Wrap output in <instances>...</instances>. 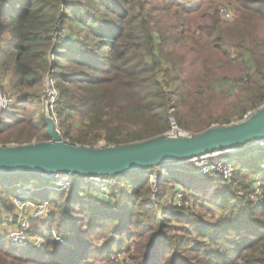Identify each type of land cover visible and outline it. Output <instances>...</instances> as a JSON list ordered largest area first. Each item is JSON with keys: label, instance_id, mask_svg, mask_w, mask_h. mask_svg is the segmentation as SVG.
Instances as JSON below:
<instances>
[{"label": "trees", "instance_id": "obj_1", "mask_svg": "<svg viewBox=\"0 0 264 264\" xmlns=\"http://www.w3.org/2000/svg\"><path fill=\"white\" fill-rule=\"evenodd\" d=\"M159 1L0 0V93L10 107L14 97L5 89L7 82L17 91L16 105L39 108L46 78L55 81L60 89L61 115L82 113L88 130L81 140L92 134L98 137L82 143L89 147L100 138L109 146H123L165 135L174 116L183 128L195 125L193 135L209 130L210 105L206 101L223 83L232 81L228 75L221 76L224 70L234 69L239 77H246L239 87L238 102L254 111L262 108L264 0H228L238 6V18L231 26L217 15H207L215 9L211 0H190L188 4L183 0ZM66 69L74 70L68 73ZM73 86L76 88L71 90ZM25 112L28 114V110ZM35 116L36 120L29 117L19 122L13 113L0 111V142L9 143L3 138L10 127L8 120L18 121L15 126H28L31 138L49 140L47 125L42 117ZM243 161L234 173L236 177L241 173L259 175L264 154ZM178 170L156 168L119 176L131 192L125 194L126 203L109 213L98 206L95 197L100 194H91V188L86 192L90 203L80 198L82 182L78 180L57 195L59 200H51L47 192L35 194L32 198L37 202L51 200L61 211L57 233L68 245L61 246L48 235L44 252L29 251L11 248L0 238V264H88L94 254H113L115 235L131 234L134 227L140 228L139 237H149L139 248L141 264H264V205L254 209L252 186L236 180L227 182L230 185L226 188L245 192L241 197L246 203L241 209L234 205V223L221 225L222 235H238L231 241L207 231L195 215L193 219L183 217L184 212L180 213L175 203L179 188L164 205L168 194L158 192L159 199L154 197V187L158 183L159 191L164 182L161 180L174 179L183 185L186 200L209 182L202 178L194 182L176 179L175 175L181 173ZM164 171L167 176H163ZM155 174L156 183L150 180ZM40 177L27 173L0 175V212L11 213L10 201L19 185L34 181L44 184ZM72 214L86 216L87 226H78L84 220H76ZM54 219L51 216L49 221ZM45 221L37 222L35 233L43 235L52 228ZM177 222L184 226L178 227ZM110 224L114 235L108 237L109 248L92 252L94 232L107 235ZM168 230H180L185 236L169 241ZM159 244L164 250L158 251Z\"/></svg>", "mask_w": 264, "mask_h": 264}, {"label": "rangeland", "instance_id": "obj_2", "mask_svg": "<svg viewBox=\"0 0 264 264\" xmlns=\"http://www.w3.org/2000/svg\"><path fill=\"white\" fill-rule=\"evenodd\" d=\"M183 1L185 4H188L190 0H183ZM211 1L213 3H215L216 5H215L214 10L212 9L207 13L208 16L217 15V16H219V18L221 19V21L223 23L230 25V26L236 22V20L238 18V14H237L238 13V6L235 3H231L228 0H211ZM159 2L162 4V3L168 2V0H160ZM194 2L198 3V1H194ZM220 7L229 8L233 14V18L231 20L223 19L222 16L220 15V12H219ZM216 12H218V14H216ZM161 19H162V16H161ZM195 33H196V36L199 38V36H200L199 33L198 32H195ZM73 70L74 69H66L65 72L70 73ZM220 74H221V76L222 75H228V76L232 77V81L225 83V84L223 83V85L218 88V90L215 92V94H213L212 96H209L208 100L206 101V105H210L208 108V111H209L210 116H211L210 128H212V127H224V126L234 125V124L243 122V121H245L244 119L247 116V114H249V113L254 114L257 112V111L251 110V109H247L245 107V104H241L238 102V98L240 96V90H241V89H239V87L245 81L246 77H242V78L239 77L238 72L234 69L220 71ZM48 83H51V84L53 83L56 90L59 93V100H58V103L55 105L54 110L51 111V118H54L53 117L54 114L57 115V130H58L60 136L62 137V139L67 143H71V144H75V145H79V146H83L84 144H82V143L88 142V140L94 141V139H98V137L96 135L94 136V134H92L91 136H89V138L87 140H81L82 135L88 130L87 126H86V124L88 123L86 116H84L82 113H75L73 115H69V114L65 113L64 115H61L60 109L58 106L59 101H60L59 86L55 81L53 82L50 78H46L43 91H45V89H46L45 87ZM224 85L226 86V88H224L225 87ZM75 88H76V86L70 87L71 90H73ZM5 89L8 93V95H11L12 97H14V101L12 102L11 106H13L16 109H10L11 106L9 107V103H8L9 101H7L8 99L5 98V96H3L0 93V102H2V101L5 102L4 104H0V111L1 112H7L9 114L13 113L15 115V119H17L19 122L23 121L25 118L29 119V117L36 120L37 117L35 116V114H37L38 117H42V118L43 117H47V118L49 117L47 114V109H46V101H45V99H43L44 98L43 94L41 97L42 105L39 108H37L36 106L35 107H29L28 105H16V103H15L16 102L15 101L16 96L15 95H17V91L13 90L12 86H10L7 82H5ZM28 92L31 93L33 91H28ZM78 98H79V96H78ZM186 99H187V101L189 100L188 95H186ZM76 100H77V98H76ZM26 110H28V114H26V112H25ZM247 110H251V111H247ZM174 119H175L178 127L181 130L189 133L191 136L196 131V129L194 128L195 125H193L192 128H190V129H186V128L179 126L178 117L174 116ZM17 122L13 123L9 120L7 121V124L10 127L6 128V131L3 135V138H4V140H6L5 142H9V143L8 144H2L0 142V145H24V144H33V143H41V142L49 141V140L43 141V140H40L38 138H31L30 130H29L28 126L25 127L24 126L25 124L23 125L21 123L18 124L17 126H15L14 124H16ZM169 123H170V121H169ZM47 130H48V128H47ZM102 136L104 137V135H102ZM76 142H78V143H76ZM79 142H80V144H79ZM105 146H109L107 141H105L104 138H100L99 140H97L95 142V145L93 147H105ZM260 153L264 154V148H261V147L256 148V149L255 148H252V149L248 148L246 150L235 153V155H231V158L228 157L229 159L226 161H230L232 163L235 162V171H237V170H240L242 165L244 164L243 158L246 160H249V159H252L256 154H260ZM263 167H264V164H263L262 168ZM164 168H168V169L179 168L178 172H181V173L175 175V178L179 179V180H184V181H192L193 180L192 182H194V180L197 181L198 178L208 179L209 182L207 183V185L205 184L202 186V188H203L202 190L197 191L195 193H191L194 195V197H192V198L188 197L186 200V198L184 196L180 206L178 205L177 197H176L175 203L178 206V208H180V210H181L180 213L184 212V213H182L184 218L193 219V215H195L196 218L202 219L203 224L205 226H207V231H209L211 233L214 232L216 236H222V238H224L226 236L229 240L234 241L238 235L231 233V232L225 233L224 235H222L223 232H222L221 225L226 224L227 222H228V224L235 222L234 218L237 216V214H236L237 208H235L234 205L235 206L237 205V207L240 209L244 208L246 206V203L244 202L245 200L243 201L242 200L243 198L241 197V196H245V192L243 190H238L237 188H235V189L226 188L230 184L226 183V182H222L223 180L221 179L220 176L203 177L202 174L200 173V171L196 170L194 168V163H192V162H187L186 164H184L182 166L171 165V166H167ZM160 170H162V169H160ZM182 172H183V174H182ZM156 175H158V174L153 175L154 176L153 178L150 176V180L152 182H155V183L158 182V180H156V178H157ZM164 175L167 176L165 171L163 172V176ZM40 178H41L42 182L43 181L45 182L44 184L43 183H37L35 181L32 182L28 186H23L20 184L19 187L17 188L16 192H15V195L17 196L18 191H20V190L21 191L25 190V192H30V191L33 192L34 190L37 191L38 189L42 188V190L37 192V193L47 192L48 197H50L51 200H59V197H57V195L61 194V193H59L56 190V188H60V187H58L59 182L47 180V178H45V177H40ZM119 179H121V178H119V176L108 178V180H107L108 184L104 183V182H91V183L87 184V183H84V180H81L82 183H81L80 198L85 200L86 194H87L86 192H89V189L91 188V191H92L91 194H93V195H95L96 193L100 194L99 197L98 196L95 197L96 200L98 199V202L100 203V205H98V206H102L103 209L108 213L113 212L118 207H121L123 203H126L125 202L126 201V197H125L126 195L125 194L126 193L130 194V192H131V187L124 185L123 183L120 182ZM167 180H161L164 182L161 183V187H160L159 191H158V183L156 184L157 187H154V197L155 198L159 199L158 195H156V193H158V192L161 193V195H164V194L167 195L168 194L164 199L163 205L167 203L166 200L168 201L173 197V194H175L173 192L176 190L175 189L176 187L179 188L177 190V194L182 192V194L184 195V192H185L183 185H179L178 183H176L177 181L176 182L174 181V179L168 180V182H166ZM235 180L237 182L245 183L249 186H252L253 190H254V186H255V181L257 180L258 184H259L260 191H261V198H262L261 200L262 201L257 206V204H254L252 202L251 198H250V200H251L252 205L254 206V209L258 210L262 205H264V189H263L264 169L261 170L259 175L258 174H251L250 175V174H246V173H241L240 177H236V175H233V179L231 181L233 182ZM71 185H72V183H71ZM37 193H35V194H37ZM101 193L104 195L101 196ZM14 196L11 198V201H10L12 206H13V211L9 214L4 213V212H0V214H1L0 215V238L6 240V242L8 243V246L11 248H18V249H25V250H29V251L34 250V251L44 252V250H42V248H40V249H36V248L29 249V248H24L20 244L15 246V247H13L11 245L12 234L17 232V230L19 228V224H20V222H17L16 216L18 213V209L16 208V205H15ZM28 199L31 202L32 201L37 202V199L31 198V197H28ZM244 199H245V197H244ZM51 200L42 201V202H46V203L50 204L48 207V212L43 218L32 221L31 220V218H32L31 212H29L25 215V216H27L26 220H28L30 222V226H31V232L29 233L30 237H33L36 235H38L39 237L42 236L41 234H39L38 231L36 233L34 232V227L37 225V222L44 221V220H46L45 223L50 224L52 228H50L49 230H46L43 233V235H45L47 237L50 234L49 232H51L53 230V232H55L56 235L59 236L57 233L58 232L57 226L59 224H61V220H62L63 216L61 214V211L58 210V208H56V206L54 204H52ZM86 202L90 203V201L88 199H86ZM111 203H113V205L111 207L108 206V204H111ZM233 209H234V212H232ZM234 213H235V215H234ZM51 216H54V218H55L53 221H49ZM246 216H247V214H246ZM72 218H74L76 220H81L83 218L84 221L78 225L80 227L87 226V224H88L86 216L80 217L77 214H72ZM196 218H194L195 222L197 220ZM179 222H182V219ZM179 222H177L176 225L178 227H183L184 223L180 224ZM66 226H67V224L64 221L63 227H66ZM113 230H114L113 224H110V227L107 230V232H108L107 235H105L103 232L101 233L99 231L94 232L93 239L91 240V243L93 244V247H94V251H92V252L103 250L106 247L109 248V246L107 245V242L109 239L108 237H112V235H114V234H112ZM216 232H218V233H216ZM139 233H140V228L134 227V229L131 231V234H126V232H125L124 235H122V234L115 235L116 238L115 237L114 238L116 240V245L112 248L114 253L111 254L109 257H106L103 253H102V255H99V256H95V254H94L90 257L88 264H141L142 251L139 252V248H140L142 242H144L145 239H149V237L146 236L145 238H141V237H139ZM100 236H104L106 238L103 239V238H100ZM182 236H185V233L181 232L180 230H168V238L167 239L169 241H172L174 239L176 240V238H182ZM53 238L55 239L54 236H53ZM164 240L166 242H169L166 239H164ZM145 242H147V241H145ZM45 243H46V239H45L42 247L45 245ZM65 244H66L65 246L68 245L67 242ZM118 250H120V251H118ZM161 250H164V249L161 247V244H159L158 251H161ZM163 253H165V251H163ZM198 258L200 259L201 257L198 256Z\"/></svg>", "mask_w": 264, "mask_h": 264}, {"label": "water", "instance_id": "obj_3", "mask_svg": "<svg viewBox=\"0 0 264 264\" xmlns=\"http://www.w3.org/2000/svg\"><path fill=\"white\" fill-rule=\"evenodd\" d=\"M49 141L0 145V175L54 173L83 178H112L178 165L187 160L224 151H243L264 140V106L247 120L190 137L168 135L123 146L89 147L65 142L56 123L42 118Z\"/></svg>", "mask_w": 264, "mask_h": 264}, {"label": "built area", "instance_id": "obj_4", "mask_svg": "<svg viewBox=\"0 0 264 264\" xmlns=\"http://www.w3.org/2000/svg\"><path fill=\"white\" fill-rule=\"evenodd\" d=\"M219 12L220 15L222 16L223 19L225 20H231L233 18V14L231 12V10L227 7H220L219 8ZM45 91H43V99H45L46 101V109H47V114H48V118L53 120L56 125H57V115H53V117L55 118H51V111L54 110L55 105L58 103L59 100V93L56 90L54 84L52 83H48L45 87ZM5 102L2 101L0 102V104H4ZM253 113H249L247 114V116L245 117L244 120H247ZM170 121V129L168 131V133L166 135L168 136H172V137H190L191 135L183 130H181L174 117H171L169 119ZM264 148V140L257 143V144H250L247 147H245L244 150L248 149V148ZM240 152V151H224V152H216L213 154H209L206 155L202 158H196V159H192V160H187L184 161L182 163H179L176 166H182L184 164H186L187 162H192L194 163V168L196 170H199L200 173L202 174L203 177H210V176H220L221 179L224 182H230L233 179V175L235 172V162H230V161H224L223 158L224 157H228L231 155H235V153ZM264 169V167L262 168ZM41 177H45L47 178V180H52V181H58V187L60 188H56V190L59 193H64L65 191H67L70 187H71V183L74 180H84V183H91V182H104L108 184V178H83V177H79L73 174H63V173H54L52 175H42ZM153 178V176H151ZM258 179V178H257ZM107 182H106V181ZM104 187V186H103ZM41 189H38L37 191L34 190L33 192H25V190H20L18 191V195L14 196V200H15V205L16 208L18 209V213H17V222H20L19 224V228L17 230L16 233L12 234L11 237V245L13 247L17 246V245H22L24 248H36V249H40L42 248V245L46 239L45 235L42 236H33L30 237L29 233L31 232V226H30V222L28 220H26L27 216H25L27 213L31 212L32 214V218L31 220H37V219H41L43 218L47 212H48V207H49V203L46 202H36V201H30L28 199V197H33L35 193L41 191ZM25 192V193H24ZM184 198V195L181 193L177 194V202L178 205L180 206L182 203V199ZM261 191L259 188V184L258 181H255V186H254V190L253 193L251 195V200L254 204H257V206L261 203ZM49 235H52L55 237V241L61 245V246H65L66 242L59 236L56 235L55 232H53V230L51 232H49Z\"/></svg>", "mask_w": 264, "mask_h": 264}]
</instances>
